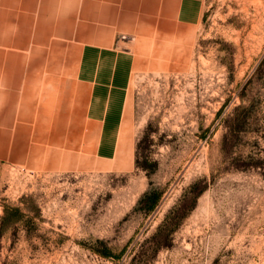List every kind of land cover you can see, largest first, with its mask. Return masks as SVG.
Returning a JSON list of instances; mask_svg holds the SVG:
<instances>
[{"label":"rangeland","instance_id":"rangeland-1","mask_svg":"<svg viewBox=\"0 0 264 264\" xmlns=\"http://www.w3.org/2000/svg\"><path fill=\"white\" fill-rule=\"evenodd\" d=\"M76 12L58 38L0 37V216L22 196L40 210L30 235L1 236L0 264H264V0H205L199 25L126 40L107 162L74 82L80 32L98 24Z\"/></svg>","mask_w":264,"mask_h":264},{"label":"crops","instance_id":"crops-1","mask_svg":"<svg viewBox=\"0 0 264 264\" xmlns=\"http://www.w3.org/2000/svg\"><path fill=\"white\" fill-rule=\"evenodd\" d=\"M76 11L82 23L98 24L97 29L80 32L88 39L80 46L74 72L81 116L94 134L95 159L113 161L135 66L130 41L118 38H145L151 31L165 37L171 22L197 26L205 0H0V37L58 38L59 17L65 13L62 22L74 24L70 17Z\"/></svg>","mask_w":264,"mask_h":264},{"label":"trees","instance_id":"trees-1","mask_svg":"<svg viewBox=\"0 0 264 264\" xmlns=\"http://www.w3.org/2000/svg\"><path fill=\"white\" fill-rule=\"evenodd\" d=\"M243 105V104H241ZM243 107V106H241ZM231 127H227L226 132L222 136V142H227L228 138L234 133ZM159 199V193L155 190L150 189L145 192L139 200L140 207L143 211L148 212L154 208ZM19 205L11 207L9 205H2V214L0 216V238L9 230L24 229L25 233L30 235L36 227L35 219L39 217L40 210L36 206H32V199L29 196H22L18 200ZM33 207L31 215L24 213L23 210H27ZM107 256V254H104ZM1 264H16L13 261L4 259Z\"/></svg>","mask_w":264,"mask_h":264},{"label":"built area","instance_id":"built-area-1","mask_svg":"<svg viewBox=\"0 0 264 264\" xmlns=\"http://www.w3.org/2000/svg\"><path fill=\"white\" fill-rule=\"evenodd\" d=\"M118 39L121 40V41H125V40H127L129 38L127 36H125V35H121Z\"/></svg>","mask_w":264,"mask_h":264},{"label":"bare ground","instance_id":"bare-ground-1","mask_svg":"<svg viewBox=\"0 0 264 264\" xmlns=\"http://www.w3.org/2000/svg\"><path fill=\"white\" fill-rule=\"evenodd\" d=\"M93 125H94V123H93ZM93 125H92V126H93ZM117 135H118V134H117ZM108 163H109V162H108Z\"/></svg>","mask_w":264,"mask_h":264}]
</instances>
